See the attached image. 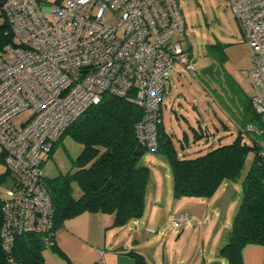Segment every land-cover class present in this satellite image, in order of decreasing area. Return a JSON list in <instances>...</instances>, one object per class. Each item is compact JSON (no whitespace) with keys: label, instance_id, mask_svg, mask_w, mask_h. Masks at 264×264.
Wrapping results in <instances>:
<instances>
[{"label":"built area","instance_id":"1","mask_svg":"<svg viewBox=\"0 0 264 264\" xmlns=\"http://www.w3.org/2000/svg\"><path fill=\"white\" fill-rule=\"evenodd\" d=\"M227 1L251 54V103L264 122V0ZM0 18L13 35L0 49V157L12 179L2 196L6 248L21 232L52 235L42 157L71 123L105 93L126 97L141 107L136 135L153 151L170 71L175 63L196 69L177 39L185 28L178 0H4ZM26 109L16 127L13 117Z\"/></svg>","mask_w":264,"mask_h":264},{"label":"trees","instance_id":"2","mask_svg":"<svg viewBox=\"0 0 264 264\" xmlns=\"http://www.w3.org/2000/svg\"><path fill=\"white\" fill-rule=\"evenodd\" d=\"M12 41L13 35L3 19L0 49ZM211 89L216 93V98L212 97L220 110V91L216 86ZM206 91L212 93L208 87ZM251 97L244 103L239 117L231 118L236 128L233 140L219 141L216 145L215 141L210 142L208 149L202 153L198 151L194 156L186 154L181 142L176 147L162 119L156 126L157 146L153 152L163 155L169 164L175 198L210 197L224 181L241 178L246 159L251 154V163L241 179L239 207L227 241L218 250L228 264H243L245 246H264V122L253 108ZM141 115V107L126 97L105 93L98 103L66 128L62 136L69 135L82 145V149L71 160L73 170L53 178L45 177L52 197V235L21 232L15 234L5 248L1 237L3 201L0 197V264H45L43 250L46 247L65 256L55 246V230L65 219L83 212L112 214L113 226H123L143 215L149 169L141 163L148 149L138 140L135 131ZM194 130L195 142L204 137L208 141L209 133L212 136V132L202 129L200 124ZM9 175L5 168L0 173V184ZM73 182L81 191L77 198L72 194ZM47 239L52 243L46 244ZM130 254L135 264H148L142 255L134 251Z\"/></svg>","mask_w":264,"mask_h":264},{"label":"rangeland","instance_id":"3","mask_svg":"<svg viewBox=\"0 0 264 264\" xmlns=\"http://www.w3.org/2000/svg\"><path fill=\"white\" fill-rule=\"evenodd\" d=\"M178 2L185 28L177 35V39L193 57L196 73L193 75L180 64H174L167 81L169 92L162 97L161 116L163 125L178 136L182 134V128L187 129L185 118L192 125L199 120L212 132V136L210 133L207 135L208 141L204 137L192 144L190 156H194L198 151L202 153L208 149L210 142L215 141V145L219 141L228 143L235 137L236 128L231 118L239 117L244 103L253 94V86L248 75L253 62L227 0H178ZM2 20L0 18V23ZM215 86L217 90L220 89V110L212 97L214 95L216 98V93L211 89ZM207 87L212 93L206 91ZM193 104L197 106L198 115L192 110ZM211 110L217 113V117ZM190 111L195 118L191 116ZM30 114V109L20 112L13 117V124L16 127L20 126ZM81 149L82 145L69 135L62 136L50 153L42 157L44 176L53 178L60 173L73 170L71 160L76 158ZM251 160L250 154L241 178L224 181L210 197L175 198L172 195V177L166 158L157 152L147 150L141 160L149 169L143 217H149L151 221L156 215L168 218L166 228L163 226L152 228L154 231L152 236L159 239L163 234L170 235L171 240L177 241L167 244V252L171 251L175 257L185 254L187 258H194L196 255L200 258L210 252V260L213 262L209 264H220L219 251L215 256L210 247L220 245V227L230 229L240 203L241 179ZM4 170L5 165L0 158V173ZM10 181L9 175L5 182L0 184V197L4 195ZM71 187L73 196L79 197L81 191L77 184L73 182ZM154 201L155 207L152 204ZM181 214L187 215L188 219L179 224L175 223L174 218Z\"/></svg>","mask_w":264,"mask_h":264},{"label":"crops","instance_id":"4","mask_svg":"<svg viewBox=\"0 0 264 264\" xmlns=\"http://www.w3.org/2000/svg\"><path fill=\"white\" fill-rule=\"evenodd\" d=\"M218 86L220 88V84ZM192 108L198 115L197 106L193 104ZM211 111L217 117V113L214 110ZM190 114L195 118L191 111ZM185 120L187 129L182 128V134H179V136L166 125H164V128L172 135L176 147L181 142L184 144L186 154L190 155L192 144L197 142L193 141L196 133L194 129L200 124L202 129L205 128L207 132L210 130L205 124L202 125L199 120L194 125L189 123L187 118ZM180 138L183 141H180ZM152 204L155 207L156 201ZM178 218H174L175 223H177ZM167 219L166 216L158 217L156 215L151 221L149 217H143L142 215L138 219L130 220L123 226H113L112 214L83 212L65 219L55 230V246L65 256L59 253L58 250L48 247V249L43 250L44 262L45 264H135V260L130 254L132 251L142 255L148 264H209L213 262V260H210V252L202 257L200 256V258L197 255L194 258H187L185 254L175 257L171 254V251L167 252L168 242L176 243L177 241L171 240L170 235L163 234L159 239L152 236L154 234L152 228L158 226L166 228ZM228 232L227 227H220V245L210 247L215 256L219 248L227 241ZM157 234L159 235V232ZM242 260L243 264H264V246H245L242 250ZM219 261L220 264H228L221 256Z\"/></svg>","mask_w":264,"mask_h":264}]
</instances>
